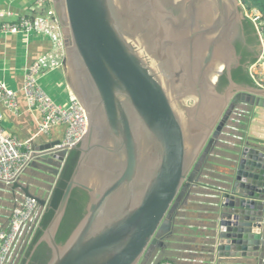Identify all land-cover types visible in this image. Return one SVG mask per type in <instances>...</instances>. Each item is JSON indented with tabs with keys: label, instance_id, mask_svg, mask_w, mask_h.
I'll list each match as a JSON object with an SVG mask.
<instances>
[{
	"label": "water",
	"instance_id": "95a60500",
	"mask_svg": "<svg viewBox=\"0 0 264 264\" xmlns=\"http://www.w3.org/2000/svg\"><path fill=\"white\" fill-rule=\"evenodd\" d=\"M124 1L55 0L68 86L89 127L72 147L80 153L78 164L28 262L45 243L52 251L48 264H198L197 258L200 264H264V144L244 133L246 119L264 109V89L238 86L231 75L232 41L243 20L240 0H201L214 5L208 23L195 18L199 0L183 3L179 17L168 9L177 8L176 0L166 4L169 30H183L172 56L164 47L170 39L161 36V49L149 50L146 28L124 29L135 12L121 15ZM133 42L145 47L146 57ZM220 62L230 83L223 94L219 79L211 80ZM61 141L28 142V168L45 176L24 177L27 168L18 182L4 185L14 208L29 198L46 211L44 177L59 174L71 154L57 148ZM75 189L89 195L87 212L59 245L56 236Z\"/></svg>",
	"mask_w": 264,
	"mask_h": 264
},
{
	"label": "built area",
	"instance_id": "2783aa9c",
	"mask_svg": "<svg viewBox=\"0 0 264 264\" xmlns=\"http://www.w3.org/2000/svg\"><path fill=\"white\" fill-rule=\"evenodd\" d=\"M10 12L0 11V20L12 17ZM261 14L254 13L250 19L254 24L261 46L262 56L249 66V73L255 86L264 89V82L257 79L259 66L264 70V23ZM0 32L12 36H37L49 40L53 49L34 60L26 69L24 84L20 91L13 90L0 80V105L14 114H19L18 98L23 94L29 112L41 116L36 137L49 136L53 130L65 127V134L57 148L71 152L79 145L88 132L89 122L86 111L75 94L70 90L69 102L61 105L51 97L40 84L42 78L52 72L67 70V47L64 25L55 7V0H31L26 14L17 22H3ZM4 115L0 110V184L11 186L18 182L31 162V146L12 136L3 126ZM11 210L8 226L0 223V264H10L20 250L25 258L39 229L43 212L39 204L29 198L16 202ZM160 264H174L163 261Z\"/></svg>",
	"mask_w": 264,
	"mask_h": 264
},
{
	"label": "crops",
	"instance_id": "0c3cea01",
	"mask_svg": "<svg viewBox=\"0 0 264 264\" xmlns=\"http://www.w3.org/2000/svg\"><path fill=\"white\" fill-rule=\"evenodd\" d=\"M31 4V0H0V11L10 12L12 17L0 20V26L3 22H17L21 15L27 13ZM53 49V44L42 37L31 36H12L4 35L0 32V80L8 85L13 90L20 91L24 84V76L27 67L37 58L50 52ZM54 84L53 90L55 93V101L61 105H66L69 102V86L67 81V73L57 71L52 72L42 78L40 84ZM19 114H14L9 110H4V128L21 142H29L36 137L38 124L41 122L40 114L29 112L28 105L23 94L18 98ZM247 127H245V137L252 142L264 144V109H255L251 116L246 119ZM65 134V127H59L52 131L49 136H38L37 142L39 145L44 141L62 140ZM57 171H51L50 174L44 177L45 191H41L40 195L47 202L57 182ZM13 200V196H10ZM12 202V201H11ZM12 209L15 203H11ZM1 209L2 211H11L9 208ZM10 216V215H9ZM9 216L1 213L0 223L3 226H8ZM192 234L191 236H193ZM188 239V237L186 238ZM185 246V245H181ZM171 254V253H169ZM23 252L19 251L10 264H23L25 258H22ZM202 260L197 258L198 264Z\"/></svg>",
	"mask_w": 264,
	"mask_h": 264
},
{
	"label": "trees",
	"instance_id": "16d2710c",
	"mask_svg": "<svg viewBox=\"0 0 264 264\" xmlns=\"http://www.w3.org/2000/svg\"><path fill=\"white\" fill-rule=\"evenodd\" d=\"M240 2L242 4V12H258L262 16L261 21L264 23V0H240ZM246 25L247 27H249V29H251V32L256 35L255 41L257 45L260 44L256 28L252 21L248 18H246ZM256 62L257 59H253L249 66L255 64ZM233 79L235 82H238L240 84H246L250 87L255 86L249 70L244 76H241L239 78L234 73ZM224 85H227V82H225ZM79 157L80 153L78 151H72L63 168L61 169L59 174H57V182L48 200L47 209L41 219L39 229L36 232L33 242L27 251L26 258L24 259L23 264H48L50 262L52 258V251L45 243L41 244L38 247L29 262L28 260L32 254L34 247L44 235L45 230L47 229L48 225L55 215L56 210L60 205L64 191L78 164ZM88 203L89 195L87 194V192L81 189H75L73 191L65 217L56 236V242L59 245H64L69 240L73 232L84 219L87 212Z\"/></svg>",
	"mask_w": 264,
	"mask_h": 264
},
{
	"label": "bare ground",
	"instance_id": "6f19581e",
	"mask_svg": "<svg viewBox=\"0 0 264 264\" xmlns=\"http://www.w3.org/2000/svg\"><path fill=\"white\" fill-rule=\"evenodd\" d=\"M173 0H125L124 4L122 2L119 3V5L122 7V11L120 14L122 15L123 12H127L128 9L134 8V15H130L129 17V29L128 27L126 28L124 26V29L127 30V32H133L135 30H140L142 28H146L148 30V35L144 39V44L145 47L149 50H154L156 51L160 46H159V40L162 39L161 36L166 37V39H170L171 44L164 46L166 49V53L170 56L174 55V53H179L176 52L174 46L176 43L180 44L181 43V37L180 35L183 30H178L174 29L172 31L169 30L170 26L172 27L171 22L169 19L166 17L165 11H164V6ZM189 0H176L178 4L186 3ZM200 1L197 3V8L195 12V18L197 20H201L205 23H208L211 20V17L213 16L214 12V5L210 1H204L200 4ZM205 9L204 13L202 9ZM193 16V14H192ZM204 17V18H203ZM134 18V19H133ZM127 23V21H126ZM126 23L122 22L123 25ZM174 27V26H173ZM186 28V27H185ZM159 33V38L157 39V35ZM130 43H132L130 41ZM134 46L138 50L140 54H142L144 57L147 56L145 47H141L135 42H133ZM179 56V54L177 55ZM226 52L219 54L218 55V60L222 62V60L225 58ZM149 58V57H148ZM153 66H155V61L153 60H148ZM218 63V66L220 69H223L224 64L223 63ZM221 77V73L217 71H213L211 80L215 84L216 81Z\"/></svg>",
	"mask_w": 264,
	"mask_h": 264
},
{
	"label": "flooded vegetation",
	"instance_id": "af4514ba",
	"mask_svg": "<svg viewBox=\"0 0 264 264\" xmlns=\"http://www.w3.org/2000/svg\"><path fill=\"white\" fill-rule=\"evenodd\" d=\"M177 8L174 9H179V7H183V3L178 4ZM203 13L205 9H202ZM178 13V12H177ZM175 15V13H174ZM204 18V17H203ZM258 36V34H257ZM256 35L251 32V29L247 27L246 25V18L239 22L235 28V35L233 37L232 44L235 47L236 50V59H234V63L231 65V75L232 78L234 76V73L236 76L239 78L241 76H244L246 72L249 70V65L253 59H257L261 53H262V46L261 43L257 45L255 41ZM259 38V37H258ZM260 42V40H259ZM216 65V64H215ZM215 69L213 71H217L221 73V77L219 78L218 82L216 83L217 86V91L221 94H223L229 87V79L227 75V70L226 66L224 65L223 69L219 70V66L217 65L214 67ZM240 70V71H239ZM234 81V79H233ZM227 82V85H224V83ZM234 83L238 86L241 87H250L246 84H240L238 82ZM190 103L189 106H192L194 104V101H188L187 104Z\"/></svg>",
	"mask_w": 264,
	"mask_h": 264
},
{
	"label": "rangeland",
	"instance_id": "374dc122",
	"mask_svg": "<svg viewBox=\"0 0 264 264\" xmlns=\"http://www.w3.org/2000/svg\"><path fill=\"white\" fill-rule=\"evenodd\" d=\"M177 6V5H176ZM181 6V5H180ZM178 7V6H177ZM169 10H172L174 13H175V16H177V17H179L180 15H182L183 14V12H184V10H183V7H179V9L177 10V9H174L173 7H169L168 8ZM178 12V13H177ZM243 18L245 19V18H250V19H252V18H254V13H247V12H243ZM262 56V53H261V55L257 58V61L260 59V57ZM66 73H67V71H66ZM257 79L258 80H262L263 82H264V70L259 66V68H258V70H257ZM53 86H54V84H43V88L45 89V91L51 96V97H53V98H55V93H54V90L52 89L53 88ZM190 105V103H188L187 104V106H189ZM183 108V107H182ZM33 173H37V174H39L40 176H45L43 173H41V172H39V171H36V170H34L33 168H28V170L26 171V173L24 174V177H28V178H30V176L33 174ZM36 175H34L33 174V177H34V179L33 180H36V181H40V178H37V177H35ZM12 200H11V197H10V195L8 194V192H7V188L4 186V185H2V184H0V215H1V213H3L5 216H9V215H11V211H2L1 209H4L3 207H5L6 206V208L5 209H12L11 207H12V205H11V202ZM189 222L190 223H193V222H195V220L194 219H189ZM25 258H26V256H25Z\"/></svg>",
	"mask_w": 264,
	"mask_h": 264
}]
</instances>
